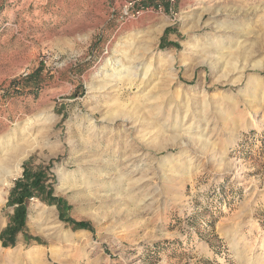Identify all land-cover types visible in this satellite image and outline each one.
I'll return each instance as SVG.
<instances>
[{"label":"rangeland","instance_id":"1","mask_svg":"<svg viewBox=\"0 0 264 264\" xmlns=\"http://www.w3.org/2000/svg\"><path fill=\"white\" fill-rule=\"evenodd\" d=\"M130 1L0 0V156L30 150L0 264H264V0Z\"/></svg>","mask_w":264,"mask_h":264},{"label":"trees","instance_id":"2","mask_svg":"<svg viewBox=\"0 0 264 264\" xmlns=\"http://www.w3.org/2000/svg\"><path fill=\"white\" fill-rule=\"evenodd\" d=\"M165 4L166 7H169L168 0H140L137 6H143L148 4ZM171 31V28H167L165 35L162 40H164L168 33ZM33 76L25 77L24 81L32 79ZM27 84H30L27 82ZM48 178V172L46 168L38 167L34 169L30 162L24 164V173L23 177L19 178L15 182V186L10 192L9 202L11 205L17 204L15 207L14 214L11 217L10 223L8 226L1 232V238L5 246L13 245L16 242V237L19 231L23 230L25 226V221L27 217V206L26 200L33 196H39L46 188V180ZM43 200L48 203H56L60 209L61 216L64 219H68L74 228H90V223L87 221H76L71 218H67V213L65 211V205L63 201L59 198L53 196L45 197Z\"/></svg>","mask_w":264,"mask_h":264},{"label":"bare ground","instance_id":"3","mask_svg":"<svg viewBox=\"0 0 264 264\" xmlns=\"http://www.w3.org/2000/svg\"><path fill=\"white\" fill-rule=\"evenodd\" d=\"M220 47H222L221 44L218 45L217 49H219ZM220 60H221L220 57L219 58L217 57L216 60L212 64L216 66V64L219 63ZM136 105L138 106V104H136ZM137 108H140V106ZM8 150L9 149L7 148V151ZM10 150H13L12 154L9 155L7 152H5L4 153L5 155L2 154L0 156V205L5 201V195H6L8 187L11 185L12 179L17 177L20 174V172L22 171L23 159L30 152V150L28 148L23 149L21 146H15V147L11 146ZM130 161H131V159L127 160L128 163H131ZM87 176H88L87 179L89 182L90 181H96V182L99 181V178H97V177L92 178L91 174H89V173H87ZM94 176H96V175H94ZM131 198H133V195H131Z\"/></svg>","mask_w":264,"mask_h":264},{"label":"built area","instance_id":"4","mask_svg":"<svg viewBox=\"0 0 264 264\" xmlns=\"http://www.w3.org/2000/svg\"><path fill=\"white\" fill-rule=\"evenodd\" d=\"M137 2H140V0H131L127 3V11L126 14H143L146 11L150 10L149 6L143 5V6H136ZM176 2V0H168L169 8L171 9L172 5ZM156 10L163 12L166 10V7H164L162 4H158L156 6Z\"/></svg>","mask_w":264,"mask_h":264}]
</instances>
